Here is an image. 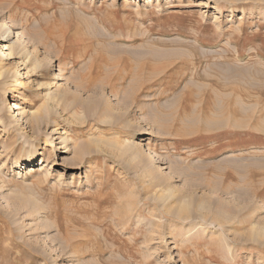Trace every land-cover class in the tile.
Masks as SVG:
<instances>
[{"label":"rangeland","instance_id":"374dc122","mask_svg":"<svg viewBox=\"0 0 264 264\" xmlns=\"http://www.w3.org/2000/svg\"><path fill=\"white\" fill-rule=\"evenodd\" d=\"M0 23V264H264V0H0Z\"/></svg>","mask_w":264,"mask_h":264},{"label":"bare ground","instance_id":"6f19581e","mask_svg":"<svg viewBox=\"0 0 264 264\" xmlns=\"http://www.w3.org/2000/svg\"><path fill=\"white\" fill-rule=\"evenodd\" d=\"M0 30H1V35H0V57L2 58L1 60H4V59H10V57H11V51H10V49H11V46L8 44V45H6L7 43V40H6V38L10 35H12L11 34V28L6 24V23H0ZM4 57V58H3ZM1 62V61H0ZM35 63H37V62H34V66H37V64H35ZM49 67H50V65H49ZM57 101H58V99H57ZM19 102H13V104H12V107H10V110H14V109H19V104H18ZM69 104H65V106H68ZM41 121H44V116H39L38 118H36L35 117V119H33V121L31 120V126H32V128H34V125H36L37 127H39L40 126V123H41ZM137 145V144H136ZM136 145H133V143H132V145L130 144H127V145H125V147H124V149H123V151L124 152H126V151H129V157H130V159H132V160H144L145 158H143V156L141 155V154H143V151H141L139 148H138V146H136ZM84 146H77V148L75 149L76 150V153L78 152V151H83L84 150V148H83ZM81 153H83V152H81ZM78 154V153H77ZM147 157V156H146ZM147 159V158H146ZM145 159V160H146ZM140 162H142V161H140ZM139 162V163H140ZM146 162H148V161H146ZM42 163H40V165H41ZM144 164H145V162H144ZM146 167L147 168H149V164H147L146 163ZM33 168V167H32ZM30 169V168H29ZM41 169V168H40ZM147 170V169H146ZM149 170V169H148ZM143 171H145V169H143ZM150 171V170H149ZM148 171V172H149ZM148 172H146V173H148ZM142 178H143V176H142ZM167 192L168 193H170L171 194V192H170V190L168 191L167 190ZM167 195V194H166ZM164 196V195H163ZM162 195L160 196V198L162 199V198H164ZM168 197H169V195H168ZM121 205V204H120ZM126 207V206H125ZM182 207L183 208H187V205L186 204H182ZM197 209H198V207H196ZM204 209V208H203ZM203 209H202V211H203ZM205 210V209H204Z\"/></svg>","mask_w":264,"mask_h":264}]
</instances>
